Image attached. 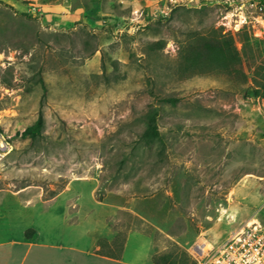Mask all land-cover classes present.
Wrapping results in <instances>:
<instances>
[{"label": "rangeland", "instance_id": "rangeland-1", "mask_svg": "<svg viewBox=\"0 0 264 264\" xmlns=\"http://www.w3.org/2000/svg\"><path fill=\"white\" fill-rule=\"evenodd\" d=\"M164 4L0 0V241L32 229L76 248L32 249L22 264H91L116 237L125 262L195 264L196 246L264 225V8ZM224 38L230 73L188 60ZM16 247L0 246V264L17 263Z\"/></svg>", "mask_w": 264, "mask_h": 264}, {"label": "built area", "instance_id": "built-area-1", "mask_svg": "<svg viewBox=\"0 0 264 264\" xmlns=\"http://www.w3.org/2000/svg\"><path fill=\"white\" fill-rule=\"evenodd\" d=\"M183 0H165L163 8H158L160 13H166L169 6L179 4ZM264 8V0H250ZM242 21H244L243 15ZM238 27V26H237ZM237 29V28H236ZM9 150V142L0 132V156ZM241 226L231 230L217 244L210 249L196 246L199 258L195 264H264V225L252 217Z\"/></svg>", "mask_w": 264, "mask_h": 264}, {"label": "trees", "instance_id": "trees-1", "mask_svg": "<svg viewBox=\"0 0 264 264\" xmlns=\"http://www.w3.org/2000/svg\"><path fill=\"white\" fill-rule=\"evenodd\" d=\"M237 52L232 44L230 38H224L222 41L217 42H206L205 45L201 49H196V51L191 52L188 56V60L191 63H210L215 64L217 67L222 68L230 73V69L236 63ZM41 86L43 89V94L46 93L47 89L43 82L40 80ZM43 124V117L41 113L38 114L36 120L31 125L29 129L26 130V134L29 135L31 139H34L41 131ZM153 133L152 126L145 130L144 134ZM33 232L32 229H29L26 232V235H30ZM116 247L115 251H105L108 247ZM123 250V242L119 244L118 237L114 238L111 242L106 240H100L98 242V246L95 249V253L109 256L112 258H120ZM170 254H159L154 255L152 257V261L154 264H176L177 261L175 259L170 258ZM194 264V261L192 262Z\"/></svg>", "mask_w": 264, "mask_h": 264}, {"label": "crops", "instance_id": "crops-1", "mask_svg": "<svg viewBox=\"0 0 264 264\" xmlns=\"http://www.w3.org/2000/svg\"><path fill=\"white\" fill-rule=\"evenodd\" d=\"M1 203V201H0ZM36 232H33L30 234L29 237H25L21 240H17V239H9L7 241H0V246L4 245V244H10L11 245V253H13V251H18V248L16 246L21 245V256L20 259L17 261L16 264H22L23 260H25V258L28 256L29 252L32 249H35L36 252L38 251H42L47 250V249H58V250H63V249H76L74 246L72 245H63L61 242H52V241H40L39 239H36L35 237ZM97 247H95L96 249ZM124 248V246H123ZM95 249L93 254L95 255L96 258L92 259L91 264H131L128 262H125L123 260V257L121 255L120 258H112L109 256H105V255H101V254H97L95 253ZM40 251V252H41ZM123 252V251H122ZM39 253V252H38ZM49 253V252H48ZM52 253V252H51ZM67 255H62L60 257H62L61 262L59 263L57 260V257L55 256H49L50 258H48L49 260L47 261L48 264H71L70 262V258L65 257ZM153 262V261H152ZM154 264V263H153Z\"/></svg>", "mask_w": 264, "mask_h": 264}]
</instances>
